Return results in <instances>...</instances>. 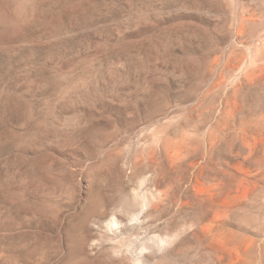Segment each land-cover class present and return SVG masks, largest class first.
<instances>
[{"label": "rangeland", "instance_id": "1", "mask_svg": "<svg viewBox=\"0 0 264 264\" xmlns=\"http://www.w3.org/2000/svg\"><path fill=\"white\" fill-rule=\"evenodd\" d=\"M0 264H264V0H0Z\"/></svg>", "mask_w": 264, "mask_h": 264}]
</instances>
